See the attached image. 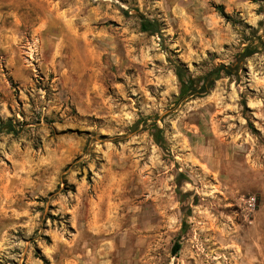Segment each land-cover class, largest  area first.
Listing matches in <instances>:
<instances>
[{
	"label": "rangeland",
	"instance_id": "374dc122",
	"mask_svg": "<svg viewBox=\"0 0 264 264\" xmlns=\"http://www.w3.org/2000/svg\"><path fill=\"white\" fill-rule=\"evenodd\" d=\"M8 121L0 264H264V2L0 0Z\"/></svg>",
	"mask_w": 264,
	"mask_h": 264
},
{
	"label": "trees",
	"instance_id": "16d2710c",
	"mask_svg": "<svg viewBox=\"0 0 264 264\" xmlns=\"http://www.w3.org/2000/svg\"><path fill=\"white\" fill-rule=\"evenodd\" d=\"M255 1L264 2V0H255ZM216 8L222 15L224 14L222 11V7L217 6ZM146 24L149 26V22ZM148 29L151 30L150 27H148ZM221 72H223L224 74H229L227 73V70L224 66H219L214 70L208 72L203 77L192 79L191 77L186 75L181 68L179 67L176 68V76L178 80L185 84L186 91L188 92V94H191L192 96H197L198 94H205L207 90L211 87L213 82L219 78ZM10 124H11L10 121H8V123L5 124L0 123V128L6 129L7 132L10 134H15L16 133L15 128ZM179 250H180V245L177 242H175L171 248V255L176 256Z\"/></svg>",
	"mask_w": 264,
	"mask_h": 264
},
{
	"label": "built area",
	"instance_id": "2783aa9c",
	"mask_svg": "<svg viewBox=\"0 0 264 264\" xmlns=\"http://www.w3.org/2000/svg\"><path fill=\"white\" fill-rule=\"evenodd\" d=\"M247 201H248L249 206L253 209L254 208V197H249Z\"/></svg>",
	"mask_w": 264,
	"mask_h": 264
}]
</instances>
